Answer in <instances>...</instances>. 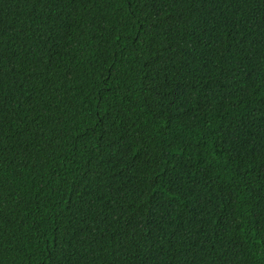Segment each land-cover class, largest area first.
I'll use <instances>...</instances> for the list:
<instances>
[{
    "label": "trees",
    "instance_id": "16d2710c",
    "mask_svg": "<svg viewBox=\"0 0 264 264\" xmlns=\"http://www.w3.org/2000/svg\"><path fill=\"white\" fill-rule=\"evenodd\" d=\"M0 264H264V0H0Z\"/></svg>",
    "mask_w": 264,
    "mask_h": 264
}]
</instances>
